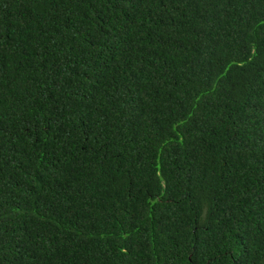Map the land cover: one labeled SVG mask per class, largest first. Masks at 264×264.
Returning a JSON list of instances; mask_svg holds the SVG:
<instances>
[{"label": "trees", "instance_id": "16d2710c", "mask_svg": "<svg viewBox=\"0 0 264 264\" xmlns=\"http://www.w3.org/2000/svg\"><path fill=\"white\" fill-rule=\"evenodd\" d=\"M0 264H264V0H0Z\"/></svg>", "mask_w": 264, "mask_h": 264}]
</instances>
